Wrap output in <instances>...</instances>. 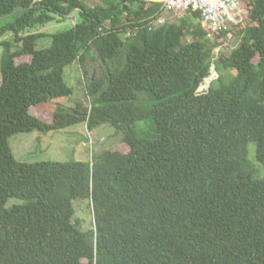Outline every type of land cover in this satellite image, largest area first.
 <instances>
[{"label": "trees", "instance_id": "trees-1", "mask_svg": "<svg viewBox=\"0 0 264 264\" xmlns=\"http://www.w3.org/2000/svg\"><path fill=\"white\" fill-rule=\"evenodd\" d=\"M241 2L243 19L212 31L194 8L151 25L163 2L0 0V16L21 10L0 28L11 33L0 40V264H264V0ZM93 52L101 74L87 68ZM77 60L88 107L34 114L73 93L63 73ZM82 122L115 126L129 149L14 155L15 133ZM77 200L91 204L88 229L74 220Z\"/></svg>", "mask_w": 264, "mask_h": 264}, {"label": "rangeland", "instance_id": "rangeland-1", "mask_svg": "<svg viewBox=\"0 0 264 264\" xmlns=\"http://www.w3.org/2000/svg\"><path fill=\"white\" fill-rule=\"evenodd\" d=\"M89 4H95L99 0H85ZM20 9H15L11 13L0 16V28L7 23L9 20L14 19L19 13ZM183 12H171L167 13L166 17L170 21L177 20ZM76 14H74V17ZM73 21L72 18H67L64 21H51L44 26L39 27L43 32L52 33L58 30H62L71 26ZM11 33L7 32L0 36L1 39L10 38ZM49 37H45L41 40L40 46L49 45ZM232 46L237 45L238 40H233ZM225 48L220 46L215 48V58L226 57L232 47ZM3 53V46L0 45V62ZM91 57L95 59L87 58V68L89 72L102 73L100 66V57L93 52ZM30 57L23 55L16 59L20 62L23 60H28ZM258 60V56L255 57V61ZM64 79L66 83L73 87V93L69 97L59 98L55 103L43 105L42 107H33L31 111L41 117L44 120H52L53 108L52 106L64 105L67 108H72L76 106L77 103H82V105L87 108L89 105V96L85 89V80L83 76V70L80 62L77 60L72 64L67 65L64 68ZM1 72H0V83H1ZM144 123V122H143ZM142 123V124H143ZM145 124H143V127ZM146 127V126H145ZM99 138V139H98ZM114 138V133L106 134L105 137L100 138L95 130H88L86 123H78L66 127L60 130H51L49 132H42L40 130H32L28 132H18L10 137V144L14 155L17 159L23 161H44V160H87L90 159L94 152H99L107 147H112L113 149H118L123 152L129 149V146L122 142L121 140L115 144H109V141ZM250 158L255 159L254 145L250 144ZM229 169L227 170V172ZM19 202V199L11 198L8 200L6 206L13 205ZM74 220H78L79 226L82 229H88L93 224V212L89 200H77L74 201Z\"/></svg>", "mask_w": 264, "mask_h": 264}, {"label": "built area", "instance_id": "built-area-1", "mask_svg": "<svg viewBox=\"0 0 264 264\" xmlns=\"http://www.w3.org/2000/svg\"><path fill=\"white\" fill-rule=\"evenodd\" d=\"M193 8L199 10L203 21L212 31L228 30L241 21L244 15L241 0H166L163 2L161 13L150 23L163 24L167 20V13H184Z\"/></svg>", "mask_w": 264, "mask_h": 264}, {"label": "water", "instance_id": "water-1", "mask_svg": "<svg viewBox=\"0 0 264 264\" xmlns=\"http://www.w3.org/2000/svg\"><path fill=\"white\" fill-rule=\"evenodd\" d=\"M35 1H38V0H33V2ZM148 1H153V2H164L166 0H148ZM220 61L222 63H224L226 61V59H222L220 57ZM217 72L216 70L214 69V66L211 68V75L209 76V78H211V80L215 79L217 77ZM210 80V81H211ZM203 83H205V81H203ZM209 86V85H208ZM208 90V88H202L200 91L201 92H206ZM116 131V127L115 126H112V125H105V126H101V127H98L95 129V132L97 133V135L100 137V138H103L105 137L106 134H112V133H115ZM123 137V131H118V133L114 136V138H112V140L109 141V144H115L117 143L118 141H120Z\"/></svg>", "mask_w": 264, "mask_h": 264}]
</instances>
